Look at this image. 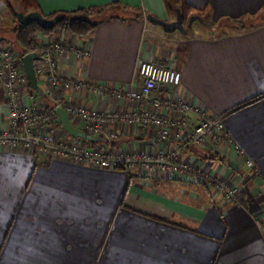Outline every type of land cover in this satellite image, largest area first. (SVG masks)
I'll list each match as a JSON object with an SVG mask.
<instances>
[{
	"label": "crops",
	"instance_id": "1",
	"mask_svg": "<svg viewBox=\"0 0 264 264\" xmlns=\"http://www.w3.org/2000/svg\"><path fill=\"white\" fill-rule=\"evenodd\" d=\"M35 1L45 16L105 8L95 14L97 25L88 37L62 36L90 51L84 58L71 53L59 58L57 72L63 77L131 89L140 83L136 68L142 61L178 70L180 84L163 87L159 95L221 118L239 150L207 139L185 147L180 158L238 185L240 194L229 203L168 171L107 169L47 150L0 145V264H264V0H183L204 28L180 37L164 35L145 17L174 20L181 0L171 12L164 0ZM3 7L0 1V11ZM44 83L37 77L42 91ZM18 90L21 104L33 102L41 110L55 102L119 114L135 108L109 93L72 88L54 102L27 82ZM5 98L0 87V130L9 126ZM68 117L86 131L79 119ZM56 118L54 113L39 130L75 141ZM105 132L112 136L108 141L99 137L85 145L169 152L187 136L183 131L179 139L161 140L151 127L119 122ZM241 155L251 160L250 167Z\"/></svg>",
	"mask_w": 264,
	"mask_h": 264
},
{
	"label": "built area",
	"instance_id": "2",
	"mask_svg": "<svg viewBox=\"0 0 264 264\" xmlns=\"http://www.w3.org/2000/svg\"><path fill=\"white\" fill-rule=\"evenodd\" d=\"M23 54L16 55L10 49L0 47V87L4 90L8 108L9 126L0 130V145L37 148L47 150L54 156L73 159L107 169L131 170L134 167L146 168L159 172L168 171L178 178L203 184L222 195L229 203H236L240 194L239 186L232 182L209 175L201 169L189 166L180 158L181 151L187 146H199L205 140L214 144L232 145L233 140L224 132V125L219 117L207 116L196 104L172 97H162L160 91L165 86L176 87L181 82V73L165 65L152 61H142L137 66L140 78L138 86L122 89L86 80H75L61 76L58 61L71 53L76 57H88L87 47L74 46L64 40H55L43 46L33 47ZM36 52L34 73L44 79L43 94L51 100H57L62 92L69 89H81L95 94L109 93L117 99L133 102L135 108L124 114L100 112L86 106L69 102H55L44 110L36 108L34 103L21 104L20 84L26 82L22 66V56ZM33 99L32 96L29 97ZM62 106L70 117L84 123L85 130L97 137L110 136L105 132L108 124L119 122L132 126L151 127L161 140L173 137L179 139L187 133L185 142L174 150L166 152L159 148L154 153L144 150L112 151L106 145H85L82 139L68 142L51 134L49 130L40 131L54 117V108ZM174 115V119L170 116ZM191 116H194L193 118ZM233 147L238 150L237 145ZM242 156V155H241ZM240 156V157H241ZM243 162L250 167L251 160L242 156ZM264 238V237H263Z\"/></svg>",
	"mask_w": 264,
	"mask_h": 264
},
{
	"label": "trees",
	"instance_id": "3",
	"mask_svg": "<svg viewBox=\"0 0 264 264\" xmlns=\"http://www.w3.org/2000/svg\"><path fill=\"white\" fill-rule=\"evenodd\" d=\"M21 5V11L24 13L30 12V11H37L40 12L39 6L35 0H19ZM165 5L167 7V10L171 12L172 5L169 0H164ZM9 5V4H8ZM114 5V4H112ZM11 7V5H9ZM111 6V5H110ZM176 7V6H175ZM12 8V7H11ZM180 10L182 17V22L190 16L191 13V7L184 3L183 0H181V3H179L178 7ZM105 8H85V9H79L72 12H59L52 14L51 16H45L47 18H52L54 16H61L60 20L57 21L58 23L53 28H41L37 23L31 22L26 26H23L19 23H15L16 25L12 28V33L14 37V41L16 45L18 46V49H20L21 54L28 51V47L30 46V43L34 40V37L37 31H41L43 34H50L53 33L56 29L63 30L65 32H69L70 34H73L75 36L85 38L88 37L92 31L95 29L97 22L94 21V19H91V17H87L85 14H91L96 12L97 14H100L104 11ZM42 14V13H41ZM262 16L264 14L262 13ZM252 22V21H251ZM251 22H248L249 24ZM244 26V24L242 25ZM3 35L0 33V42L2 41ZM28 83V80H27ZM29 84V83H28ZM85 143L93 144V142L82 139Z\"/></svg>",
	"mask_w": 264,
	"mask_h": 264
},
{
	"label": "water",
	"instance_id": "4",
	"mask_svg": "<svg viewBox=\"0 0 264 264\" xmlns=\"http://www.w3.org/2000/svg\"><path fill=\"white\" fill-rule=\"evenodd\" d=\"M176 17L174 20L167 21L163 20L161 18H158L157 16H153V14H146V20L153 24L160 26L164 32L166 33H172L175 30H180L181 33L186 34L188 33V29H185L182 22V17L180 10H176ZM189 22L191 23L195 19H199L202 21V19L198 16H189ZM16 18L17 23L26 26L31 22L37 23L41 28H53L60 20L61 16H54L52 18H47L43 16L40 12L37 11H30L27 13L22 12H16ZM37 58L36 52H30L22 56V66L24 69V73L27 77L28 83L32 89H34L39 94H43L41 88L37 85V76L34 73V59ZM54 113L57 115V118L54 120V122L61 125V127L69 134L70 136L74 138H81L88 141H99L101 138L94 136L92 134L86 133L83 130L76 128L73 126V124L69 121V117L67 112L63 109L62 106H56L54 109Z\"/></svg>",
	"mask_w": 264,
	"mask_h": 264
},
{
	"label": "rangeland",
	"instance_id": "5",
	"mask_svg": "<svg viewBox=\"0 0 264 264\" xmlns=\"http://www.w3.org/2000/svg\"><path fill=\"white\" fill-rule=\"evenodd\" d=\"M0 1L4 4L3 9L0 11V15H1L0 16V33L3 35L2 36L3 39L0 42V47H2V48L5 47L7 49H10L14 54L20 55L21 51H20V49H18V46L16 45V43L14 41V37L12 36L13 33L11 31H12V28L18 22L17 18H16V12H22V13H24V12L21 11L22 8H21L19 0H0ZM169 1H170L172 6L179 3V0H169ZM8 4L11 5L12 8ZM176 10H177V8L173 9V18L176 17V13H177ZM95 14H97V13L94 12V13H91V14L89 13V14H85V15H87V17H89V18L91 17V19H93ZM150 25L152 27H155L158 30H160L164 35L171 36V34H174L175 36L177 35L180 37L182 34L180 32V30H175L172 33H166L163 30H161L162 28L160 26L153 25L151 23H150ZM183 26L185 29H189L195 33L201 31L202 28H204L203 23L200 22L198 19H195L190 23L189 22V16H188V18H186L183 21ZM55 34L56 35L60 34L61 37L57 38V37H55L56 36ZM69 34H70L69 32H65V31L60 30V29H56L55 31H53V33H50V34H43L41 31H37L36 34H34L35 35L34 40L30 43V46L28 47L29 48L28 51L34 49L33 47H39L41 45L43 46L44 44L50 43V42L55 41V40H63L62 36H67ZM42 38L46 39V41L44 42L42 40ZM21 72L24 73V71H21ZM26 79H27V77H26ZM26 82H27V80H26ZM85 132L87 133V131H85ZM256 223H257V226L261 225L259 220H257ZM260 227L262 228V238H263L264 237V227L263 226H260Z\"/></svg>",
	"mask_w": 264,
	"mask_h": 264
}]
</instances>
